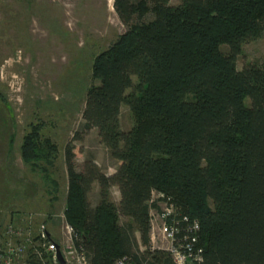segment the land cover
Segmentation results:
<instances>
[{
	"label": "trees",
	"instance_id": "16d2710c",
	"mask_svg": "<svg viewBox=\"0 0 264 264\" xmlns=\"http://www.w3.org/2000/svg\"><path fill=\"white\" fill-rule=\"evenodd\" d=\"M112 6L126 29L93 58L98 83L86 90L81 128H96L118 163L110 175L92 160L76 171L73 147L65 145L64 215L76 245L89 264L122 257L174 264L151 248L154 191L198 222L203 253L196 264H264V63L236 66L242 44L264 32V0ZM149 11L151 20L134 21ZM122 104L136 122L128 131L120 127ZM35 126L23 137L21 157L45 161L39 167L55 188L48 171L55 144L45 138L42 153ZM95 181L101 200L92 207L87 193ZM110 186L118 188V204L108 198ZM120 217L130 221L120 224Z\"/></svg>",
	"mask_w": 264,
	"mask_h": 264
},
{
	"label": "rangeland",
	"instance_id": "374dc122",
	"mask_svg": "<svg viewBox=\"0 0 264 264\" xmlns=\"http://www.w3.org/2000/svg\"><path fill=\"white\" fill-rule=\"evenodd\" d=\"M182 1L169 0V4L179 5ZM112 2L0 0V239L9 222L28 215L36 225L46 221L54 235L63 238L67 143L75 153L76 171L92 160L105 174L115 172L118 162L99 139L97 129L84 132L81 128L86 90L98 83L91 78L93 58L126 29ZM152 18L149 11L141 18L134 17V21ZM263 63L264 32L242 44L236 66L241 69L247 64ZM132 81L137 84V77L133 76ZM119 120L124 131L136 124L126 104L121 105ZM34 125L41 126L42 153H46L45 138L55 144V151L48 154L53 158L48 171L55 188L40 169L45 161L33 164L21 157L23 137ZM107 192L109 200L118 204L117 186L108 187ZM87 200L92 207L100 202L97 181L87 193ZM207 205L213 207L210 200ZM129 221L126 217L119 219L120 224ZM139 249L143 251L144 247L139 244Z\"/></svg>",
	"mask_w": 264,
	"mask_h": 264
},
{
	"label": "built area",
	"instance_id": "2783aa9c",
	"mask_svg": "<svg viewBox=\"0 0 264 264\" xmlns=\"http://www.w3.org/2000/svg\"><path fill=\"white\" fill-rule=\"evenodd\" d=\"M150 203H154L150 209L151 248L166 252L174 264L199 263L203 247L198 222H190L186 214L159 192L153 191ZM38 223L28 215L4 227L0 264H61L59 255L64 264H89L84 251L76 245L73 227L66 219L62 224V239L54 235L46 221ZM114 264L133 263L128 257H122Z\"/></svg>",
	"mask_w": 264,
	"mask_h": 264
},
{
	"label": "crops",
	"instance_id": "0c3cea01",
	"mask_svg": "<svg viewBox=\"0 0 264 264\" xmlns=\"http://www.w3.org/2000/svg\"><path fill=\"white\" fill-rule=\"evenodd\" d=\"M119 199H120V194H119ZM119 199H118V201H119ZM135 235H136L137 238H139L138 232H135Z\"/></svg>",
	"mask_w": 264,
	"mask_h": 264
},
{
	"label": "water",
	"instance_id": "95a60500",
	"mask_svg": "<svg viewBox=\"0 0 264 264\" xmlns=\"http://www.w3.org/2000/svg\"><path fill=\"white\" fill-rule=\"evenodd\" d=\"M59 260L61 264H64V261L62 260L61 256L59 255Z\"/></svg>",
	"mask_w": 264,
	"mask_h": 264
}]
</instances>
